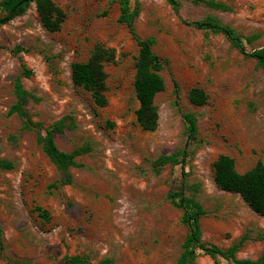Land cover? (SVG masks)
Wrapping results in <instances>:
<instances>
[{
	"label": "rangeland",
	"instance_id": "obj_1",
	"mask_svg": "<svg viewBox=\"0 0 264 264\" xmlns=\"http://www.w3.org/2000/svg\"><path fill=\"white\" fill-rule=\"evenodd\" d=\"M54 1L65 13L57 31L42 26L33 2L0 25V159L13 164L0 168V264H69L74 255L91 263L176 264L188 227L169 193L180 187L205 210L203 241L226 248L246 235L236 257H260L264 216L220 189L212 164L220 154L232 157L239 172L264 162V70L222 33L183 21L212 15L246 37L250 52L264 44V0H215L219 8L180 0L178 12L167 0H137L136 32L153 37L152 50L167 60L159 72L164 88L153 100V130L136 121L138 46L118 21V0ZM95 43L114 50L104 66L102 107L70 78L71 63L85 60ZM22 65L30 75L21 74ZM16 80L32 94L26 109L34 121L43 128L64 121L54 134L59 149L86 148L69 168L70 183L59 185L61 173L37 142V130L10 112ZM193 86L206 92L204 104L188 100ZM186 112L196 118L193 141ZM186 143L183 164L158 161ZM193 264L234 263L200 254Z\"/></svg>",
	"mask_w": 264,
	"mask_h": 264
},
{
	"label": "trees",
	"instance_id": "obj_2",
	"mask_svg": "<svg viewBox=\"0 0 264 264\" xmlns=\"http://www.w3.org/2000/svg\"><path fill=\"white\" fill-rule=\"evenodd\" d=\"M194 4H203L209 7L219 8L223 4L215 0H189ZM33 2L42 26L48 31L60 29L64 20L63 9L54 0H0V25L8 22L13 17L23 13L26 7ZM172 9L178 12L180 0H167ZM119 15L118 21L123 23L131 37L138 46L134 61L133 89L138 100V107L135 110L136 121L144 130H153L157 124V107L154 104V96L164 88V82L160 70L167 63L164 57L157 55L152 50L153 37H140L135 29L134 21L139 13L137 0H118ZM195 28L209 29L222 33L230 43L236 47L244 56L256 60L257 64L264 70V44L248 52L244 46L246 37L237 33L229 25L221 23L216 17L207 15L202 19L183 21ZM1 47V46H0ZM114 59V50L105 47L101 43H95L91 48L88 57L83 61H73L70 65V78L74 85L82 87L89 92L96 106L102 107L107 104L106 71L104 66ZM31 70L22 65L21 74L30 75ZM176 87V84H174ZM15 102L11 105L10 112H16L22 119L24 127L37 130L36 139L42 150L61 173L59 185L68 184L72 181L69 168L76 166V156L86 151L85 147H77L71 151L59 149L54 140V134L64 127V121L59 119L46 127L38 121H34L26 109L28 99L32 94L27 91L20 80L14 82ZM206 92L198 86H193L188 91V100L194 105H201L206 102ZM188 141L196 138V118L191 112L183 114ZM43 129V132H41ZM187 141V142H188ZM185 147L169 154L161 156L160 163L171 162L172 164H183L187 148ZM213 177L216 185L225 191L234 192L248 204L257 214L264 216V162L257 161L250 169L239 172L234 165V159L226 154H220L213 161ZM13 167L11 161L0 159L1 169ZM56 186V184H55ZM169 199L175 205L181 207V220L188 227V233L183 242V248L176 264H193L196 256L206 254L215 262L221 257L234 264H264V253L256 258H238L235 255L238 244L246 239V235L240 237L239 242L226 248L218 247L201 239L200 217L205 210L193 198L183 194L182 188L169 193ZM40 210L39 207L36 208ZM3 244L1 240L0 227V250ZM69 264H109L108 259H101L97 263L89 262L82 255H74L68 258ZM16 264V263H15Z\"/></svg>",
	"mask_w": 264,
	"mask_h": 264
}]
</instances>
